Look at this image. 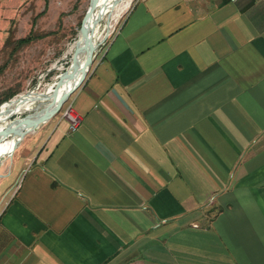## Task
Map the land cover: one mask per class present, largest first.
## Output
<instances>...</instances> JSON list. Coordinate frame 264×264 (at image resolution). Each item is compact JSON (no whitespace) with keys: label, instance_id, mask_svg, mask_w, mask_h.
I'll return each mask as SVG.
<instances>
[{"label":"crops","instance_id":"1","mask_svg":"<svg viewBox=\"0 0 264 264\" xmlns=\"http://www.w3.org/2000/svg\"><path fill=\"white\" fill-rule=\"evenodd\" d=\"M73 96L0 174V264H264V0H136Z\"/></svg>","mask_w":264,"mask_h":264},{"label":"rangeland","instance_id":"2","mask_svg":"<svg viewBox=\"0 0 264 264\" xmlns=\"http://www.w3.org/2000/svg\"><path fill=\"white\" fill-rule=\"evenodd\" d=\"M91 2L92 0H0V66L6 65L4 74L0 75V98L6 92L17 89L20 90L18 96L21 94L32 96L33 93L36 95L33 97H38L48 88L52 90V84L72 65L73 55L69 54V50L83 27ZM135 2L136 0H131L127 8L121 10V7V11H114L101 21L97 31L94 62L103 57ZM97 5L98 2L92 15ZM30 34L38 38H34L30 44L22 48H15V41ZM11 39L13 43H9ZM73 97L72 95L62 106L54 120L52 119L53 122L69 108ZM27 114V110H24L12 116L8 124ZM39 128L25 136L26 140L22 147L14 152V160L20 158L25 147L31 146L32 141L35 142V136L32 134ZM10 157L11 152L0 155V174L7 172V167L13 160ZM4 183L0 179V195L4 191Z\"/></svg>","mask_w":264,"mask_h":264},{"label":"bare ground","instance_id":"3","mask_svg":"<svg viewBox=\"0 0 264 264\" xmlns=\"http://www.w3.org/2000/svg\"><path fill=\"white\" fill-rule=\"evenodd\" d=\"M97 2L98 5L95 13L92 15L93 11L88 12L89 15L87 14L86 16V24H83L76 41L69 50V54H72L73 57L77 52V57L74 61L72 59V65L67 72L61 74L52 84V90L48 88L44 93H42L43 95L40 94L38 97H33L36 96L33 93H31V97L26 94L17 95V97L3 103L0 106V155L7 154L9 152L12 153L13 150L17 148L18 144L23 140L22 136H24V134L26 136L33 132L30 131L29 126H23L13 134H3L10 125L8 124V116L11 112L16 109H19L22 112L35 107L37 108L36 112L31 117L33 120H36L38 117L43 115H48L49 117L54 112L56 106L62 101L65 94L71 90L82 77V73H80V71L87 62L89 51L92 50V48L95 49L97 47L96 37L101 21L106 16H109L110 13H113L114 11L119 12L127 8L131 0H121L119 3H117V0H96L94 8ZM6 138L8 139L4 140Z\"/></svg>","mask_w":264,"mask_h":264},{"label":"water","instance_id":"4","mask_svg":"<svg viewBox=\"0 0 264 264\" xmlns=\"http://www.w3.org/2000/svg\"><path fill=\"white\" fill-rule=\"evenodd\" d=\"M96 0H92L91 4H90V7L88 9V12L89 11H93L94 10V3H95ZM119 1L121 0H117V3H119ZM88 12L86 13V16L88 14ZM86 16H85V19L83 21V24L85 25L86 24ZM82 24V26H83ZM96 48H92V50L89 51V55H88V59H87V62L85 64V66L81 69L80 73H82V77L80 78V80L78 81V83L71 89L69 90L65 96L63 97L62 101L59 103V105L56 106L54 112L48 117V115H43V116H40L38 117L36 120H33L31 117L33 116V114L36 112V109L37 108H33L31 110H27L28 114L19 119V120H16L15 122H13L12 124H10L7 129L4 131L3 134H13L15 133L19 128L23 127V126H29L30 127V131H35L37 128H39L41 125L43 124H46L48 123L50 120H52L56 115L57 113L59 112V110L62 108V106L71 98L72 95L75 94V92L83 85L85 79L87 78V75L88 73L90 72V69L91 67L93 66V55H94V52H95ZM77 57V52L74 54V57H73V61L74 59ZM27 96H29L27 94ZM31 97V96H29ZM21 111L19 109H16V110H13L11 112V114L8 116V119L11 118L12 116L20 113ZM2 134V133H1ZM22 138L24 139L25 138V134L24 136H22ZM20 144V143H19ZM18 144V145H19ZM18 147V146H17Z\"/></svg>","mask_w":264,"mask_h":264},{"label":"trees","instance_id":"5","mask_svg":"<svg viewBox=\"0 0 264 264\" xmlns=\"http://www.w3.org/2000/svg\"><path fill=\"white\" fill-rule=\"evenodd\" d=\"M34 38H38L37 36H34L32 34H30L28 37H25V38H22V39H19L17 41H15V45L16 47L15 48H22L28 44H30ZM13 43L12 39L9 41V43ZM8 43V42H7ZM5 67L6 65H1L0 66V75L4 74V70H5ZM20 90L17 89V90H14V91H9V92H6L5 95H3L2 98H0V105H2L3 103L11 100L13 97H15L17 94H19Z\"/></svg>","mask_w":264,"mask_h":264},{"label":"built area","instance_id":"6","mask_svg":"<svg viewBox=\"0 0 264 264\" xmlns=\"http://www.w3.org/2000/svg\"><path fill=\"white\" fill-rule=\"evenodd\" d=\"M233 1H237V0H233ZM63 118L68 120V122L70 123V128L72 130H76L81 123V118L74 111L72 103L70 104L69 108H67L66 111L64 112Z\"/></svg>","mask_w":264,"mask_h":264}]
</instances>
